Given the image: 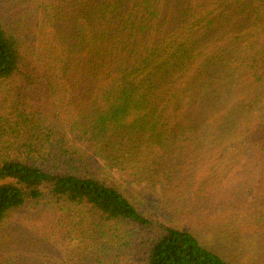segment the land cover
Returning <instances> with one entry per match:
<instances>
[{"label": "trees", "instance_id": "obj_1", "mask_svg": "<svg viewBox=\"0 0 264 264\" xmlns=\"http://www.w3.org/2000/svg\"><path fill=\"white\" fill-rule=\"evenodd\" d=\"M0 264H264V0H0Z\"/></svg>", "mask_w": 264, "mask_h": 264}]
</instances>
